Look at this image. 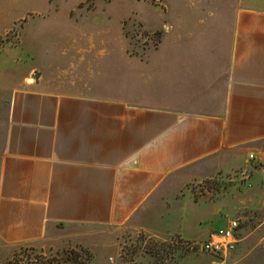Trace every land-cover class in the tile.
Masks as SVG:
<instances>
[{"label":"crops","instance_id":"0c3cea01","mask_svg":"<svg viewBox=\"0 0 264 264\" xmlns=\"http://www.w3.org/2000/svg\"><path fill=\"white\" fill-rule=\"evenodd\" d=\"M212 4L205 13L175 12L173 35L166 30L160 43V91L174 102L135 97H146L150 85L134 84V59L120 80L112 74L109 89L12 93L0 160L1 242H64L61 227L143 228L178 180L249 166L253 185L239 201L243 210L257 206L255 195L264 191V0ZM208 204L191 205L199 224L208 219L207 237L219 229L211 228L221 211L211 204L203 218L198 211ZM187 215L180 235L193 240L184 230ZM72 238L80 243L84 235ZM240 241L238 252L247 250L232 264L264 257L257 228Z\"/></svg>","mask_w":264,"mask_h":264},{"label":"rangeland","instance_id":"374dc122","mask_svg":"<svg viewBox=\"0 0 264 264\" xmlns=\"http://www.w3.org/2000/svg\"><path fill=\"white\" fill-rule=\"evenodd\" d=\"M212 1L0 0V160L9 101L17 89H109L112 74H118L120 80L129 68L125 61L134 59V84L150 85V91L145 92L148 95L144 93L146 97H135L156 105L174 102L175 98L160 91L164 87L158 76L160 43L165 41L166 30L173 35L175 12L205 13L214 8ZM187 21L190 26V20ZM170 40L168 36L167 41ZM250 167L192 179L185 184L178 180L152 206L143 228L61 227L64 242L9 246L0 241V264H220L224 259L200 250L201 243L207 240L204 232L210 223L208 219L197 222V207L191 206L195 203H210L203 212L198 209L203 218L209 216L211 204L221 210L211 229L220 228L231 218L240 222L239 243L224 263L232 264L240 258L237 253L242 255L247 250L238 252L244 232L257 228L258 233L264 234V224L257 226L264 221V191L255 195L257 206L252 209L243 210L239 201L240 192L253 185ZM185 205L191 206L189 211L184 209ZM186 212L184 230L188 236L196 237L193 240L180 235L181 219ZM248 217L256 223L245 220ZM73 234L84 235V239L74 243ZM244 264H264V257L247 259Z\"/></svg>","mask_w":264,"mask_h":264},{"label":"built area","instance_id":"2783aa9c","mask_svg":"<svg viewBox=\"0 0 264 264\" xmlns=\"http://www.w3.org/2000/svg\"><path fill=\"white\" fill-rule=\"evenodd\" d=\"M249 159H254V156L250 155ZM239 228L240 222L237 219H229L225 226L208 235L207 240L201 243L200 250L225 260L234 251L238 243Z\"/></svg>","mask_w":264,"mask_h":264}]
</instances>
